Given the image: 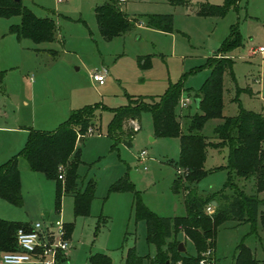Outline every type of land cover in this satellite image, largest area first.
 Returning <instances> with one entry per match:
<instances>
[{
  "label": "rangeland",
  "instance_id": "374dc122",
  "mask_svg": "<svg viewBox=\"0 0 264 264\" xmlns=\"http://www.w3.org/2000/svg\"><path fill=\"white\" fill-rule=\"evenodd\" d=\"M104 1L21 0L36 16L54 21L53 39L44 43L18 39L10 32L12 25L20 23V15L0 16V113L5 114L4 120L9 122L18 114L32 127L50 130L85 106H91L94 117L89 126L92 133L76 142L80 183L91 180L94 184L88 216L75 215L74 199L68 194L62 195L60 208L55 210V181L29 170L23 158L18 164L22 205L0 199L2 218L34 222L46 219L44 213L48 212L49 221L71 224L67 264H89L88 257L95 253L106 254L112 264H123L131 248L143 258L153 256L155 246L146 240V223L136 215L137 197L159 216L186 212L181 188L178 192L172 189L179 139L156 137L149 111L141 114V129L132 137L130 147L122 138L112 147L115 141L108 135L112 109L125 105L129 96L157 97L178 81L184 88L198 89L210 73L208 57L215 55L231 26L237 25L244 45L229 52L234 80L224 75L222 113L233 116L244 108L264 116V0H239L238 7L230 8L223 17L197 14L202 4L219 5L223 0H186L183 5L172 0H118L120 8L139 23L110 40L101 36L93 11ZM159 14L173 16L171 33L146 26L148 16ZM248 48L255 49L251 56L246 55ZM144 55L150 56L147 68L138 65V57ZM103 69L107 75L99 85L91 75ZM182 96L193 100L192 95ZM189 105L193 111V101ZM219 123L220 118L209 119L201 133L212 140ZM143 150L146 155L139 158ZM227 155V146L208 148L204 168L217 169L194 184L197 192L223 188ZM122 176L133 185V191L110 190ZM240 180L245 193L255 192L253 178ZM232 225L233 221L218 225L213 264H233L235 246L241 241L255 259L264 261L260 223L255 231L249 223L230 228ZM191 248L188 244V252L193 253Z\"/></svg>",
  "mask_w": 264,
  "mask_h": 264
},
{
  "label": "trees",
  "instance_id": "16d2710c",
  "mask_svg": "<svg viewBox=\"0 0 264 264\" xmlns=\"http://www.w3.org/2000/svg\"><path fill=\"white\" fill-rule=\"evenodd\" d=\"M183 5L186 0H172ZM239 0H223L222 4H202L198 15L223 17L230 8H237ZM99 32L105 40L120 36L132 29L139 21L130 17L120 8L118 0H105L93 9ZM20 15L19 24L12 25L10 32L18 39H29L34 43L50 42L56 30L54 21L49 17H38L21 0H0V16ZM146 26L163 32L173 31L171 14L150 15ZM242 45V37L237 25H232L230 33L215 51L208 57L210 73L198 89L184 88L181 81L170 83L163 94L157 97L129 96L128 102L112 109V118L108 126V135L115 141L120 138L127 147L131 146L132 137L141 129L140 116L149 111L152 116L153 130L156 137L178 138L179 156L174 163L176 177L172 183L173 192L181 188L183 192L185 214L178 216H159L149 211L139 197L135 200L138 219L146 223V240L155 246L153 256L143 258L133 248L127 251L123 264H199L201 253L207 248L214 249L218 225L224 221L237 224L249 223L251 231L256 230L257 222L264 229V199L259 193L264 191V116L240 108L233 116H224L223 78L227 74L234 80L233 60L227 54ZM141 68L150 66V56L138 57ZM183 93L199 98L197 111L184 113L179 100ZM234 99H237L235 97ZM91 106L72 111L69 116L53 130L29 128L28 136L22 149L6 162L0 164V199L14 206L22 205L19 159L23 158L29 170L40 172L55 181L54 206L60 208L63 194L74 199L75 215L88 216L91 200L94 196V184H86L77 169L80 163V150L76 147L78 135L86 134L94 117ZM212 118L222 119L214 128L212 140L201 131L204 124ZM228 147L227 178L223 188L215 192H197L194 184L207 173L217 168L206 170L204 162L208 148ZM62 175V178H59ZM253 178L255 192L245 193L239 180ZM111 191H133V185L126 176L118 178L110 186ZM229 191V192H228ZM212 201L216 205H212ZM212 206V212L207 207ZM28 223L7 220L0 217V253L16 248L15 234L19 227ZM98 226H96L95 233ZM72 225H66L70 236ZM182 233L189 239L195 254L178 251ZM89 264H112L104 253L91 254ZM233 264H264L253 257L243 241L235 246Z\"/></svg>",
  "mask_w": 264,
  "mask_h": 264
},
{
  "label": "built area",
  "instance_id": "2783aa9c",
  "mask_svg": "<svg viewBox=\"0 0 264 264\" xmlns=\"http://www.w3.org/2000/svg\"><path fill=\"white\" fill-rule=\"evenodd\" d=\"M259 51H263V48L260 47ZM106 75L107 71L103 69L93 73L91 77L94 82L101 85ZM192 101L189 97L182 96L179 104L186 108ZM92 130L88 128L87 132L91 134ZM145 155L146 151L143 150L139 153V158ZM59 178H62V175H59ZM206 210L208 213L212 212V206H208ZM15 240V250L0 253V264H67L68 262L71 240L67 236L66 224L60 219L49 221L47 218L19 227L16 230ZM213 262V249L207 248L201 253L199 264H213Z\"/></svg>",
  "mask_w": 264,
  "mask_h": 264
},
{
  "label": "crops",
  "instance_id": "0c3cea01",
  "mask_svg": "<svg viewBox=\"0 0 264 264\" xmlns=\"http://www.w3.org/2000/svg\"><path fill=\"white\" fill-rule=\"evenodd\" d=\"M247 2H249V1L247 0ZM243 45H244V42L242 40V45L241 46H243ZM235 49H237V48H235ZM253 51H255V49L251 50V49L248 48L246 55L247 56H251L253 54ZM227 55L230 57L229 53ZM24 104H27V102H24ZM189 106L190 105H188L186 108H184V113L189 112V113L193 114V113H195L197 111V107L195 105H194L195 109L193 111H191ZM4 115L5 114H1L0 113V164L6 162L8 159H10L12 156L16 155L22 149V147L24 146L25 141L27 139L29 128L37 129V130H49V129H43V127H38V128L37 127H32L29 122H24L18 116V114L12 116L11 118H9V122H8V120H4V118H3ZM221 121H222V119H221ZM96 124H97V122H96ZM56 127H54L53 129H55ZM53 129H50V130H53ZM175 177H176V174H175ZM240 181H243V179L240 180ZM182 194H183V192H182ZM258 195H259L260 198L264 199V191L260 192ZM183 202H184V198H183ZM260 211H264V205L260 206ZM48 216H49V213H48ZM7 220H11V219H7ZM37 220H41V219L39 218V219H36L35 221H37ZM21 222H25V223H28V224L32 223V221L27 220V219L21 220ZM242 224H247V223H242ZM242 224H237L236 222L233 221V225L230 226V228H236L237 226L242 225ZM178 238L180 239L181 242L184 243L185 252L188 253V254L194 255L195 254V250H194L192 242L189 239H184L182 233L179 234ZM188 244H189L190 248L192 247L191 249H192L193 253L188 252ZM213 254L215 255V247L213 249Z\"/></svg>",
  "mask_w": 264,
  "mask_h": 264
},
{
  "label": "water",
  "instance_id": "95a60500",
  "mask_svg": "<svg viewBox=\"0 0 264 264\" xmlns=\"http://www.w3.org/2000/svg\"><path fill=\"white\" fill-rule=\"evenodd\" d=\"M15 2H19L20 0H14ZM198 102H199V98H194L193 99V103H194V105L197 107L198 106ZM212 205L213 206H215L216 205V202L215 201H212ZM44 216H45V218H48V213L46 212L45 214H44ZM178 251L179 252H181V253H183V252H185V246H184V243L183 242H179V244H178Z\"/></svg>",
  "mask_w": 264,
  "mask_h": 264
}]
</instances>
